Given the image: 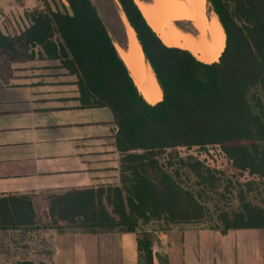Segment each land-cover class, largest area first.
Returning <instances> with one entry per match:
<instances>
[{
	"label": "trees",
	"instance_id": "16d2710c",
	"mask_svg": "<svg viewBox=\"0 0 264 264\" xmlns=\"http://www.w3.org/2000/svg\"><path fill=\"white\" fill-rule=\"evenodd\" d=\"M51 1L56 9L42 0L47 10L31 12L20 34L0 33V75L9 82L13 64L61 61L77 77L79 107H106L114 115L120 184L42 199L0 197V231L23 238L39 231L131 233L138 264H155L153 235L139 234L153 222L163 223L166 234L205 223L223 235L264 230V209L248 199L264 186V0H205L224 29L219 60L161 40L135 0H116L162 90L152 101L140 92L92 0ZM221 161L247 177L248 194L240 190L237 209L210 218L203 200L221 186ZM182 176L195 185L183 184ZM232 187L229 181L225 193ZM183 241V233L179 244L170 237L169 247ZM158 261L170 264L166 256Z\"/></svg>",
	"mask_w": 264,
	"mask_h": 264
},
{
	"label": "crops",
	"instance_id": "0c3cea01",
	"mask_svg": "<svg viewBox=\"0 0 264 264\" xmlns=\"http://www.w3.org/2000/svg\"><path fill=\"white\" fill-rule=\"evenodd\" d=\"M37 4L38 0H0L4 17L0 33L15 32L17 22L27 21ZM75 97L46 91L24 72H13L9 82L0 75V197L120 184L115 175L120 154L112 111L82 109ZM48 233L52 236L50 264H138L135 234ZM183 234L182 245L173 248L165 237L153 238L155 264L159 256L175 264L174 248L180 250L181 264H264V230L223 235L197 229Z\"/></svg>",
	"mask_w": 264,
	"mask_h": 264
},
{
	"label": "rangeland",
	"instance_id": "374dc122",
	"mask_svg": "<svg viewBox=\"0 0 264 264\" xmlns=\"http://www.w3.org/2000/svg\"><path fill=\"white\" fill-rule=\"evenodd\" d=\"M49 5L55 10V5L51 0H47ZM145 2L153 3V0H143ZM93 4L97 8V11L103 20L110 36L115 42V46H120L122 48H127V34L126 28L123 20V12L120 5L116 0H92ZM205 2V7L208 13L213 14L212 8L209 4ZM38 7L35 9H40L43 11L47 10V7L42 0H38ZM33 9V11L35 10ZM32 11V12H33ZM172 18L176 20V23L190 28L191 31L198 35L199 32L193 27L189 18L185 14H174ZM18 29L15 32H8L10 35L14 33H21L26 28L29 27L28 20L23 19L22 23L17 22ZM117 48V47H116ZM14 72H24L25 75L30 79H36L46 91L49 92H59L61 96H77L79 97V90L77 85V77L72 75L64 66L61 61L48 60L45 57L41 59L24 63V64H13L12 67ZM180 155L183 157H188L189 153L180 150ZM223 164V165H222ZM220 169L222 170V183L218 189V192L211 191L208 193V197H205L203 202L209 209L210 218H216V212L219 210H234L240 206V190H244L246 194L248 189L245 187V182L248 180L247 177L237 176L234 170L221 161ZM117 183H120V173L117 172ZM183 184L188 187H193L195 185L193 178L189 180L186 176H182ZM230 182L233 183V187L230 192L225 193V186ZM114 182V181H113ZM117 185V184H115ZM224 194V195H223ZM49 195V194H47ZM47 195L39 196L40 199ZM248 199L253 205L260 206L264 209V186L260 189L254 188L253 191L248 195ZM39 215L43 219L44 212L42 210L38 211ZM213 224L205 223L200 225L196 229H206ZM163 223L153 222L147 226H142L139 230V234L150 233L153 238L165 237V239L173 241V243L179 244L181 233H186L192 228L189 227H173L168 234L160 231ZM156 233V234H155ZM244 232H236V234H242ZM259 234V233H257ZM52 236L51 233H45L44 231L31 232L26 237H22L20 233L13 235L12 233L0 232V264H21L24 262H30L32 264H50L52 251ZM179 242V243H178ZM158 244V242L156 243ZM180 247V246H179ZM155 249L158 250V246L155 245ZM172 255L174 256L175 264H181L180 262V250L173 249ZM179 255V257H178ZM178 260V261H177Z\"/></svg>",
	"mask_w": 264,
	"mask_h": 264
},
{
	"label": "bare ground",
	"instance_id": "6f19581e",
	"mask_svg": "<svg viewBox=\"0 0 264 264\" xmlns=\"http://www.w3.org/2000/svg\"><path fill=\"white\" fill-rule=\"evenodd\" d=\"M144 17L163 41H176L187 45L190 50L206 60H219V49L224 40V29L217 17L209 14L205 0H153V3L135 0ZM185 14L199 32L195 35L190 28L182 27L172 18L174 14ZM127 34V48L117 46L118 51L140 92L149 101L160 97L162 90L152 67L145 60L137 35L123 14Z\"/></svg>",
	"mask_w": 264,
	"mask_h": 264
},
{
	"label": "built area",
	"instance_id": "2783aa9c",
	"mask_svg": "<svg viewBox=\"0 0 264 264\" xmlns=\"http://www.w3.org/2000/svg\"><path fill=\"white\" fill-rule=\"evenodd\" d=\"M0 19H1V20H4V17H3V16H0Z\"/></svg>",
	"mask_w": 264,
	"mask_h": 264
},
{
	"label": "water",
	"instance_id": "95a60500",
	"mask_svg": "<svg viewBox=\"0 0 264 264\" xmlns=\"http://www.w3.org/2000/svg\"><path fill=\"white\" fill-rule=\"evenodd\" d=\"M115 130H116V132H117V131H118V128L116 127Z\"/></svg>",
	"mask_w": 264,
	"mask_h": 264
}]
</instances>
